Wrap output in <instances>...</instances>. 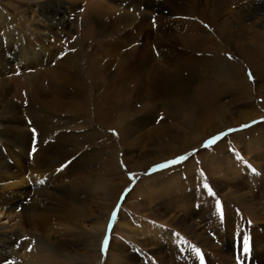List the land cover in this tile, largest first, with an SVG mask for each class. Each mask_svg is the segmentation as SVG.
I'll return each instance as SVG.
<instances>
[{
    "label": "bare ground",
    "instance_id": "obj_1",
    "mask_svg": "<svg viewBox=\"0 0 264 264\" xmlns=\"http://www.w3.org/2000/svg\"><path fill=\"white\" fill-rule=\"evenodd\" d=\"M52 1L39 5L43 11L40 16L46 23L43 29L36 24L26 31L22 21L14 19V23L7 15H0V147H7L8 156L14 162L11 165L8 160L0 159V181L6 182L0 186V263L12 260L13 264H69L76 257L66 252V248L64 252L48 250L50 247L33 235L35 226L42 231L57 228L56 233L79 229L78 223L73 222L81 216L61 209L55 211L49 221L34 206H23L21 213L15 210L27 199L31 202L34 198L31 182L36 184L49 177L54 167L82 152L83 148L69 145L70 140L75 142L81 132L85 131L86 137L95 139L101 128L112 126L127 149L126 164L134 162L131 166L138 169L174 158L233 125L259 117L258 108L247 101L260 94H254L242 65L228 59L225 53L231 48L251 64L257 71L255 76L264 75V39L256 33L249 34L245 22L250 23L255 18L251 9L263 0H184L185 9L173 6L171 15L155 16L158 33L153 32V22L148 15L150 8L146 10L143 3L134 7L131 0L128 1L134 7L133 15L108 14L102 10L93 15L90 11L80 23L74 19L77 7L73 1L84 0H72L66 6L62 0L50 3ZM79 23L84 28L85 40L77 49L68 50V42L60 41V35ZM93 24L96 27H92ZM148 27L152 29L147 30ZM26 33H31L30 39L24 37ZM105 40L98 46L97 43ZM153 47L161 50L158 60ZM21 63L24 64L23 72L15 79V87L22 106L12 98L14 84L8 76L18 70ZM226 98L237 101L238 105L248 104L250 108L246 111L237 108L236 114L230 115L232 102H223ZM135 102L139 106H135ZM159 108L167 111L162 125L157 124L144 134L147 136L145 144L139 136L134 138L135 132L150 122L151 111ZM68 131L73 135H68ZM35 146L40 149L37 156L30 159ZM135 148L146 151L134 157ZM114 153L105 155L106 165H113L114 174L110 179L91 174L76 180L72 179L75 176L72 171L69 178L74 189L89 193L99 190L97 196L105 195L103 202L107 203L112 190L115 192L120 186ZM259 160L264 161V153ZM32 161L33 166L29 165ZM58 181L64 182L61 176ZM28 184L30 190L26 189ZM262 184L260 182L259 186ZM21 189L27 190V199L19 197L24 194L19 191ZM183 190L181 201H190V195L185 194L187 188ZM249 193H252L251 189ZM36 195L41 196L38 202L44 207L48 200L46 195ZM260 200H250L252 209L248 210V215L251 217L256 209L263 207ZM73 201L76 210L86 209L77 197H73ZM261 217L264 218V213ZM28 224L31 231L27 229ZM137 224L141 236L147 241L149 237L152 246L162 240L175 239L164 230L158 232V241L145 223ZM228 224L231 223L222 225L221 222L225 235L229 231L238 234L233 228L235 225L226 227ZM129 226V223H118L117 227L133 233ZM142 229L146 232H141ZM184 230L201 240L202 236L195 235L191 226ZM239 237H236L233 249L237 246L240 251ZM178 244L169 245V249L174 250ZM89 246L91 251L95 248L97 256L99 240L90 241ZM214 247L213 251L216 250ZM190 258L196 264L197 257ZM261 258L264 259V255ZM185 259L188 257L182 258L180 264H190ZM118 260L114 258L113 264ZM214 260L211 256V262Z\"/></svg>",
    "mask_w": 264,
    "mask_h": 264
},
{
    "label": "rangeland",
    "instance_id": "obj_2",
    "mask_svg": "<svg viewBox=\"0 0 264 264\" xmlns=\"http://www.w3.org/2000/svg\"><path fill=\"white\" fill-rule=\"evenodd\" d=\"M47 1L0 0V15H7L9 20L13 22L15 21L14 19L22 21V28L26 29V31L33 29L36 24H40L43 29L46 23L43 21V16H40L43 15V11L39 8V5L46 4ZM53 1L50 3H57ZM71 1L62 0V4L66 6ZM128 1H73V5L77 7L74 19L81 23L80 20L85 17L87 12L93 11L92 14L96 15L101 10L108 14L133 15L134 7L143 3L146 10L150 8L148 15H150V21L153 22L154 31H152L158 33L155 16L157 14L171 15L175 7L183 10L186 4L184 0H131L133 7ZM257 6L251 9L254 10L251 15L255 18L250 23L245 22L249 26V34L256 33L257 36L264 39V0L257 2ZM93 26L96 27L94 24ZM83 29L81 24L69 31L65 29L60 35V41L68 42V50L77 49L86 37L83 35ZM148 29L151 30L152 28L148 27ZM30 35L31 33H26L24 37L30 39ZM220 41L223 42L222 39ZM105 42L106 40L97 44L101 46ZM150 48H152L151 45ZM153 48L154 50L152 49V51H155V55H157L155 59L158 60V54L161 53V50L157 49V47ZM226 50L225 56L228 59L232 57L231 60L233 62L242 65L254 89V94L256 92L260 94V96L254 95L252 99L247 101L258 108V119L233 125L221 133L203 140L198 145L188 148V150H183L174 158L155 163V165L150 167L138 169L131 166L134 162H131V165L126 164L127 149L122 145L119 133L112 126L101 128V133L95 139L86 137L87 133L85 131L81 132L75 138V142L70 140L69 145L83 148L82 152L67 161H62L56 168L52 169L49 177L40 180L44 181V179H47V182L40 183L39 181L36 184L31 182L32 190L29 189V184L28 188H26L35 195L36 193L42 196L45 194V198L48 199L45 201L47 204L42 207L38 202L41 196L37 197V195L36 197L34 195L30 202V199L26 198L27 190L21 189L19 191L24 194L19 195V197L27 200L24 205H19L15 210V212L21 213L23 206H34L40 215L47 217V220L49 219L50 221L55 211L66 209L68 210L67 213L69 212L78 217L81 216L73 222L78 223L81 229L73 228L69 232L64 233L61 231L56 233L58 231L57 228L49 231L43 229L42 231L38 226H35L34 238H39L42 243L47 244L50 247L48 250L64 252L63 249L65 250L66 248V252L73 253L76 257L69 264H113L112 260L114 258L120 259L116 262L117 264H180L181 259L186 257H188V259H185L187 262L194 264L195 260L191 259V256L197 257L196 264H263L264 259L261 256L264 253L261 250L262 245H264V218L261 216L264 213V161L259 159L260 155L264 153V75L262 77L259 75L255 76L254 73L257 71L252 68L251 64L246 63L231 48ZM18 67V70L8 76L14 84L12 98L18 105L22 106L17 96L15 79L22 74L23 70L21 67H24V64L21 63ZM42 70L45 71L44 68ZM249 74H251V78ZM222 101L225 103L232 102V100L227 98L222 99ZM231 104L232 112H230V115H235L237 108L243 111L250 108L249 106V108L247 107L248 104L238 105L239 103L235 100ZM134 105L139 106L138 102H135ZM151 112V114L149 112L151 115L149 117L150 122L143 129L135 132L134 138L139 136L140 139L144 140V144L147 143V136L144 134L157 124L162 125L166 115L165 112L167 111H161L159 108ZM230 129L235 131L229 132ZM67 134L73 135V132L68 131ZM216 137H219V139L214 144L207 143ZM107 138H109L108 141L106 140ZM252 144H257V146ZM39 149L40 146L33 147L29 158L34 159ZM144 151H146L144 148H135L133 156H140ZM110 152H115L114 154L118 161V178L120 177V179L117 178V181L120 186L115 192L112 190L111 197H109L107 203L103 202L105 195L98 194L97 196L99 190H93L94 192L91 191L90 193L88 190H75L69 178L72 171L75 172V176L72 179L76 180L84 176H91V174L98 176V178L103 176L102 179L107 177L110 179L111 174H114L113 165H106L105 162V155ZM180 156H185L187 159L173 167L164 169L159 167V165L177 159ZM0 159L8 160L11 165L14 164L12 158L8 156L7 147H0ZM33 163L34 161L30 162L29 165L33 166ZM60 176L64 182L60 183L58 181ZM25 178L28 181L27 176ZM122 180H124L123 185L121 184ZM260 182H263L261 186H259ZM5 183V181H0V186ZM204 183H207L213 189L215 196L209 197L207 195L203 189ZM186 188L187 193L185 194H189L191 200L181 201L183 189ZM249 189L252 190V193H249ZM6 196L12 198L10 195ZM73 197H77L78 200L82 201L84 208H86L84 211L75 209ZM255 198L262 200L260 201L263 203V207L256 209L254 217H251L248 215V210L252 209L250 200ZM217 201L220 202V208L224 213L223 220L218 217L220 215L216 208ZM113 213H115V216ZM141 222L145 223L155 233L158 241L160 239V237H157L158 232H164V230L170 235H174L175 239L173 241L162 240V242H157L152 246L149 243V237L147 241V238L143 237V235L141 236L138 231L140 226L137 223ZM221 222L222 225L225 222L235 225L233 228L237 230L238 234L228 230L229 234L225 235ZM118 223H129L133 233H126L119 229L117 227ZM231 224L226 225V227ZM26 226L31 231V226L29 224ZM190 226L193 228L195 235L202 236L201 240H197L192 234L184 230ZM101 227H103V230ZM254 231L255 233L253 234ZM141 232L146 231L142 229ZM242 235L247 237L250 247V251L244 260L240 259L239 248L235 246L233 249L235 240H237L236 237L240 236L241 240ZM105 237L108 238L106 248L103 244ZM163 238L166 239V236ZM97 239L100 246L96 256L95 248L94 250L92 248L91 251L89 245L90 241ZM175 244L178 245L173 247L174 250L169 249V245ZM213 246H216L214 251ZM211 256L212 258L215 257L216 260L211 262ZM7 261L9 260H3L0 264H7ZM181 264L184 263L181 262Z\"/></svg>",
    "mask_w": 264,
    "mask_h": 264
},
{
    "label": "snow or ice",
    "instance_id": "obj_3",
    "mask_svg": "<svg viewBox=\"0 0 264 264\" xmlns=\"http://www.w3.org/2000/svg\"><path fill=\"white\" fill-rule=\"evenodd\" d=\"M205 27H207V25H205ZM229 59H232V57H229ZM249 75H250V78H251V74H249ZM232 131H235V130H233V129L229 130V132H232ZM114 134H116V133H114ZM217 139H219V137L213 138V139L209 140L207 143L208 144H214ZM185 159H187V157L180 156L177 159H173L171 161H168V162H166L164 164L159 165V167L161 169L173 167L175 165L180 164ZM153 171H155V169H153ZM40 183H44V182L40 181ZM203 189L206 191V193H207V195L209 197L215 196V193H214L213 189L211 187H209V185L207 183L203 184ZM216 208H217V211L219 212L220 219L223 220L224 219V213H223V211L220 208V202L219 201L216 202ZM113 215L115 216V213H113ZM25 239H27V238H25ZM103 244H104V247L106 248L107 245H108V238L107 237H105ZM28 250L31 251V248H29ZM249 251H250L249 241H248L246 236L242 235L241 242H240V253H241L240 259L244 260L247 257V254H248ZM7 264H12V261H10V260L7 261Z\"/></svg>",
    "mask_w": 264,
    "mask_h": 264
}]
</instances>
